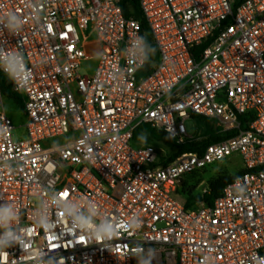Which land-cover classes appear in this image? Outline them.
<instances>
[{"label":"built area","instance_id":"1","mask_svg":"<svg viewBox=\"0 0 264 264\" xmlns=\"http://www.w3.org/2000/svg\"><path fill=\"white\" fill-rule=\"evenodd\" d=\"M139 2L150 62L121 0H0L26 130L0 107V264H264V0ZM193 116L238 133L169 163L134 139L146 123L183 145ZM232 158L213 204L185 208L183 175Z\"/></svg>","mask_w":264,"mask_h":264},{"label":"trees","instance_id":"2","mask_svg":"<svg viewBox=\"0 0 264 264\" xmlns=\"http://www.w3.org/2000/svg\"><path fill=\"white\" fill-rule=\"evenodd\" d=\"M242 1L243 0H234V8ZM121 8L126 19H135L140 22L141 33L146 44L147 62L155 60L157 57L156 47L150 39L149 27L141 10L139 0H121ZM204 47L205 45L197 48V52L202 51ZM0 94L15 103L24 112V106L20 95L15 92L12 81L2 73H0ZM193 117L197 123L195 129L196 137L195 139L186 141L183 145H176L164 130L152 128L146 123L139 126L134 134V139L135 141L151 143L168 149L169 158L166 163H169L184 153L198 152L202 154L208 145L220 142L238 133V131L222 132L214 121L203 117ZM208 168L195 170L183 175L182 178H185V182L180 188H177L176 197L183 202L185 208L191 209L200 204L211 206L214 200L221 195L225 185L234 178L233 174L221 171L207 179L205 185L209 186L208 193H202V191L197 192L196 188L199 183L200 175ZM178 195L180 197H178Z\"/></svg>","mask_w":264,"mask_h":264},{"label":"rangeland","instance_id":"3","mask_svg":"<svg viewBox=\"0 0 264 264\" xmlns=\"http://www.w3.org/2000/svg\"><path fill=\"white\" fill-rule=\"evenodd\" d=\"M89 50L93 55H95L97 52L96 49L91 50V48H89ZM96 63H97V59L92 58L88 60L82 67V71L86 72L87 74H91L94 71V67ZM0 107L6 110L10 118L13 119L15 123V128L13 130L14 139L19 140L26 138V130L24 128L25 116L23 110L1 94H0ZM186 126L189 133H195L196 126L194 125L193 121H188L186 123ZM240 167H241V163L239 162V160L237 158H232L206 169L200 175V179L196 191L201 192L205 183H207V179L216 175L217 173L221 171H226L234 175L239 171ZM184 182H185V178H182L179 181L177 188H180ZM178 197L180 196L178 195Z\"/></svg>","mask_w":264,"mask_h":264}]
</instances>
